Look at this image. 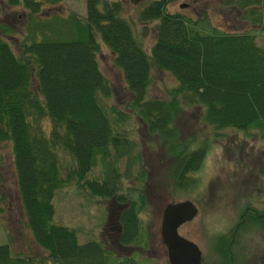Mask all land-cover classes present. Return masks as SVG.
<instances>
[{
  "label": "trees",
  "instance_id": "1",
  "mask_svg": "<svg viewBox=\"0 0 264 264\" xmlns=\"http://www.w3.org/2000/svg\"><path fill=\"white\" fill-rule=\"evenodd\" d=\"M172 1L148 0L139 8L140 23L155 22L146 52L121 0H84L83 17L54 16L51 22L37 15L60 0H0V12L3 3L20 6L26 18L17 52L0 36V141L8 142L12 153L26 225L53 264L117 263L100 241L80 243L73 228L54 223L52 198L74 181L92 195L125 200L117 193L123 188L120 178L143 176L138 144L129 135L132 114L147 132L169 140L168 150L176 154L170 175L186 185L206 146L191 149L175 141L173 118L182 103L201 106L203 119L214 128H255L264 136L263 43L249 31H223L204 19L168 12ZM226 3L264 28V0ZM100 43L110 50L129 93L119 106L108 102L112 87L99 69ZM152 64L177 80L169 98L148 96ZM96 166L101 176L88 178ZM140 202L138 195L121 213V243L137 242ZM256 218L264 227V212ZM0 264L30 262L13 256L3 243Z\"/></svg>",
  "mask_w": 264,
  "mask_h": 264
},
{
  "label": "rangeland",
  "instance_id": "2",
  "mask_svg": "<svg viewBox=\"0 0 264 264\" xmlns=\"http://www.w3.org/2000/svg\"><path fill=\"white\" fill-rule=\"evenodd\" d=\"M121 1L123 15L133 21L134 30L149 52L154 40L155 22L140 23L137 20L139 8L148 0L137 5L129 0ZM180 4L184 6L180 7ZM44 8L37 17L45 16L46 22L53 21L54 16L85 15L84 0H60L53 5H44ZM166 10L181 12L193 19H204V24L223 31L252 32L264 45V28L241 18L238 8L227 4L226 0H174ZM25 21V12L20 6L6 7L3 3L0 36L10 41L16 52V42L26 33ZM97 60L99 69L112 87L108 102L118 104L122 99L126 100L129 93L122 74L113 64L110 50L101 43ZM151 75L148 96L169 98L177 80L154 64ZM202 112L201 106L182 103L173 118L178 144L191 149L206 146L200 167L189 173L192 182L187 185L170 175L176 154L168 150L169 140L147 132L132 114L129 135L138 144L143 176L139 180L121 177L123 188L117 193L125 194L124 201H138V195L142 197L137 211V242L130 243L131 246L123 250L116 244L115 232L107 220L115 197L92 195L74 181L55 190L53 222L73 228L80 243L100 241L117 259L116 264H139V254L146 257L149 264H168L159 234L162 211L167 203L189 200L196 206L197 213L177 231L198 246L201 264H264V227L257 221L260 218H256L257 214L264 212V136L260 129L255 128H214L206 123ZM60 157L64 165L72 164L65 152ZM119 169H124L123 163ZM101 174L100 167L96 166L87 177L99 178ZM141 242L143 249H148V254L142 250L137 252V245ZM3 243L9 244L13 256L27 257L30 264H53L46 257L47 252L34 242L26 225L12 153L8 142L0 141V244ZM158 249L160 255L157 254Z\"/></svg>",
  "mask_w": 264,
  "mask_h": 264
},
{
  "label": "water",
  "instance_id": "3",
  "mask_svg": "<svg viewBox=\"0 0 264 264\" xmlns=\"http://www.w3.org/2000/svg\"><path fill=\"white\" fill-rule=\"evenodd\" d=\"M142 1L145 0H129L133 5ZM183 6L180 4V7ZM196 213V206L189 200L167 203L163 208L160 237L166 247L169 264H200L198 246L177 232L178 226L191 220Z\"/></svg>",
  "mask_w": 264,
  "mask_h": 264
},
{
  "label": "flooded vegetation",
  "instance_id": "4",
  "mask_svg": "<svg viewBox=\"0 0 264 264\" xmlns=\"http://www.w3.org/2000/svg\"><path fill=\"white\" fill-rule=\"evenodd\" d=\"M143 2V1H142ZM113 198V197H112ZM113 200V199H112ZM128 205H129V201H124V200H117L116 198H115V200L113 201V203H111L110 204V208L112 209V210H110L109 211V213H108V218H107V220H109L110 221V223H111V226H109L110 227V229H112L115 233H113L115 236H116V240H117V242H116V244H117V246L119 247V248H121V250H123L125 247H127V246H129L130 244H124V243H121V242H119V237H120V235H121V233H122V230H123V223L121 222V213H122V211L125 209V208H127L128 207ZM161 219H162V217H161ZM113 220V221H112ZM112 221V222H111ZM183 224V223H182ZM182 224H180V225H182ZM160 225H161V222H160ZM179 225V226H180ZM178 226V227H179ZM178 229V228H177ZM178 232V231H177ZM159 234H160V227H159ZM160 240H161V237H160ZM143 241H144V237H143ZM162 242V241H161ZM163 244V243H162ZM131 246V245H130ZM163 246H164V244H163ZM164 248H165V250H164V252L166 253V256H167V260H168V255H167V250H166V247L164 246ZM142 250V252L143 251H145L146 252V254H148L147 252H148V249H143V242H141V244H138L137 245V252H140ZM154 252H156V250H153ZM160 249H158V252H157V254L158 255H160ZM153 254H155V253H153ZM139 256H140V259H139V264H149V262L150 261H148V259L145 257V258H143L140 254H139ZM154 263V262H153ZM168 264H169V261H168ZM200 264H201V262H200Z\"/></svg>",
  "mask_w": 264,
  "mask_h": 264
}]
</instances>
